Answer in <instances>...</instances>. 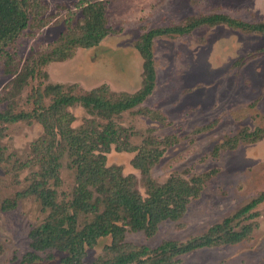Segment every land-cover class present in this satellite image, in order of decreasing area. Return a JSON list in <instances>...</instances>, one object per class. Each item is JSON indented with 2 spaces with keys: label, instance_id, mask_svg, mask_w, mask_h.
<instances>
[{
  "label": "rangeland",
  "instance_id": "obj_1",
  "mask_svg": "<svg viewBox=\"0 0 264 264\" xmlns=\"http://www.w3.org/2000/svg\"><path fill=\"white\" fill-rule=\"evenodd\" d=\"M79 0H39L45 25L26 30L9 46L13 59L32 62L58 43L70 12L81 16ZM107 16L113 33L100 45L78 49L66 60L38 67L40 76L25 87L0 62V111H31L37 90L48 85L74 87L75 94L108 86L117 93L134 94L143 86L144 59L137 43L147 31L185 24L190 19L223 14L252 24L264 22V0H109ZM43 14V15H42ZM72 22L71 24H73ZM156 88L138 108L126 111L117 122L133 134L135 152L107 154V166H119L125 176L135 175L145 197L148 186L133 160L146 149L162 156L150 171L159 184L170 178H204L200 197L192 199L177 221H164L153 236L125 231L127 249L152 250L167 241L185 245L231 219L255 200L252 213L233 220L230 228L241 241L197 249L174 258L175 264H264V34L225 24L200 26L185 36L161 35L154 40ZM42 54V53H41ZM40 54V55H41ZM46 98H49L47 96ZM46 104L50 99L45 100ZM74 126L94 118L72 107ZM102 124H105L102 122ZM38 122L6 125L2 144L12 158L0 163V264H65V254L40 253L28 263L30 231L47 217L35 197L18 199L16 208L3 210L7 200L28 189L39 166L18 170L15 161L30 158L31 145L43 134ZM63 159L61 200L76 185L75 173ZM114 240L105 237L87 248L84 264L111 258ZM47 255V256H46Z\"/></svg>",
  "mask_w": 264,
  "mask_h": 264
},
{
  "label": "trees",
  "instance_id": "obj_2",
  "mask_svg": "<svg viewBox=\"0 0 264 264\" xmlns=\"http://www.w3.org/2000/svg\"><path fill=\"white\" fill-rule=\"evenodd\" d=\"M109 0H79L81 16L70 12L65 20L66 30L58 43L26 61L22 66L13 59L9 46L26 30L34 32L45 26L40 14L39 0H0V62L19 87H25L30 79L40 76L39 66L69 59L78 49L97 47L113 29L107 16ZM43 15V14H42ZM74 22L73 24H71ZM225 24L264 34V22L252 24L223 14L190 19L185 24L147 31L137 43L144 59L143 86L134 94L117 93L108 86H100L81 94L62 85H48L37 90L34 108L15 113L0 111V163H8L10 156L2 144L6 125L18 122H38L43 134L31 145V155L25 161H15L18 170L39 166L28 189L7 200L3 210L16 208L18 199L35 197L47 212L46 219L29 233L31 250L25 261L34 263L40 253L52 259L53 253L65 254V264H84L87 248L98 240L111 237L117 253L111 258L94 264H175L174 258L188 252L221 244L241 241L243 236L230 228L233 220L255 218L252 213L258 200L245 206L231 219H226L209 230V233L191 240L185 245L167 241L152 250L148 247L127 249L125 231H144L148 236L156 234L164 221H177L192 199L198 198L204 178L191 180L172 177L159 184L150 177L152 166L159 161L162 152L143 149L133 160V166L141 171L147 183L144 197L137 188L135 175L125 176L119 166H107V154L114 147L117 151L135 152L131 146L132 133L117 120L126 111L140 107L156 88L157 72L154 64V40L161 35L185 36L200 26ZM41 54V55H40ZM49 96V98H46ZM50 99L46 104L45 100ZM83 107L89 116L78 127L72 107ZM104 122L105 124H102ZM74 171L76 185L69 198L60 199L63 159ZM264 197V194H263Z\"/></svg>",
  "mask_w": 264,
  "mask_h": 264
}]
</instances>
